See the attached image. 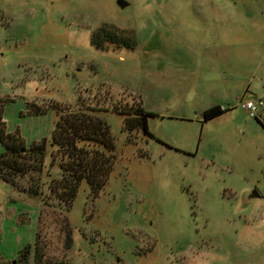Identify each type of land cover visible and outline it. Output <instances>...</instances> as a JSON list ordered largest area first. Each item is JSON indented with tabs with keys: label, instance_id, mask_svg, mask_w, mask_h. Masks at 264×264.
<instances>
[{
	"label": "rangeland",
	"instance_id": "obj_1",
	"mask_svg": "<svg viewBox=\"0 0 264 264\" xmlns=\"http://www.w3.org/2000/svg\"><path fill=\"white\" fill-rule=\"evenodd\" d=\"M243 96L264 98V0H0L5 129L50 139L79 102L116 145L104 186L83 180L69 206L50 152L43 171L0 176V264L26 244L27 264L34 245L37 264H264V127ZM139 102L150 135L118 114Z\"/></svg>",
	"mask_w": 264,
	"mask_h": 264
},
{
	"label": "trees",
	"instance_id": "obj_2",
	"mask_svg": "<svg viewBox=\"0 0 264 264\" xmlns=\"http://www.w3.org/2000/svg\"><path fill=\"white\" fill-rule=\"evenodd\" d=\"M91 40L96 46H102L97 33L92 35ZM123 45L129 47L134 45V42L133 40L132 42L124 41ZM249 98L243 96L240 102ZM4 101L6 102L7 99L0 98V144L3 146L0 151V176L3 179L12 182L8 172L23 175L29 171H43L45 157L50 152L51 164L57 163L60 166L59 177H53L49 183L50 193L59 202H64L69 206L83 180L88 182L93 193L104 186L115 162L116 145L108 122L91 112L98 108L79 102L71 109L61 107L62 112L56 121L50 139L44 137L26 145L18 130L9 132L5 129V124L2 121L3 106H1ZM115 108L118 107L112 106L111 110L115 111ZM222 112L223 109L219 105L209 107L203 112L204 120L213 118ZM30 113L42 115L45 113V108L32 104ZM118 114L122 115L123 127L129 132L141 130L144 134L150 135L147 120L150 113L145 110L141 102L135 103L129 108H122ZM263 115L264 109L252 117L261 121L264 127ZM29 159H33V162L30 161L32 165H30ZM40 187L41 185H39ZM39 188L38 185H32L29 187V192L38 194ZM68 239L67 247L70 248L72 246L71 235L68 236ZM36 247L34 245L37 252ZM30 252L31 245L26 244L18 250L17 258L19 259L16 262L27 264ZM36 252H34L33 264L40 261V256Z\"/></svg>",
	"mask_w": 264,
	"mask_h": 264
},
{
	"label": "built area",
	"instance_id": "obj_3",
	"mask_svg": "<svg viewBox=\"0 0 264 264\" xmlns=\"http://www.w3.org/2000/svg\"><path fill=\"white\" fill-rule=\"evenodd\" d=\"M240 103L250 116H256L264 109V99L262 98H249Z\"/></svg>",
	"mask_w": 264,
	"mask_h": 264
},
{
	"label": "water",
	"instance_id": "obj_4",
	"mask_svg": "<svg viewBox=\"0 0 264 264\" xmlns=\"http://www.w3.org/2000/svg\"><path fill=\"white\" fill-rule=\"evenodd\" d=\"M121 4H122V3H121ZM122 6H124V4H123ZM260 197H262V195L259 193V191H258L256 188H254V189L251 191V193H249V195H248V198H250V199H253V198H260Z\"/></svg>",
	"mask_w": 264,
	"mask_h": 264
},
{
	"label": "crops",
	"instance_id": "obj_5",
	"mask_svg": "<svg viewBox=\"0 0 264 264\" xmlns=\"http://www.w3.org/2000/svg\"><path fill=\"white\" fill-rule=\"evenodd\" d=\"M37 116H41V115H37ZM37 140H39V136H37V138L35 139V140H31V142H33V141H37ZM30 142V143H31ZM27 143V142H26ZM28 144V143H27Z\"/></svg>",
	"mask_w": 264,
	"mask_h": 264
}]
</instances>
